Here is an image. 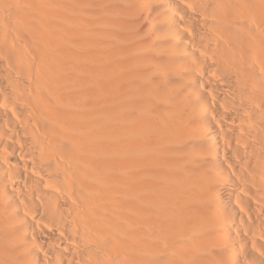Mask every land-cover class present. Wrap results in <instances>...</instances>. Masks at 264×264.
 Here are the masks:
<instances>
[{
  "label": "bare ground",
  "instance_id": "obj_1",
  "mask_svg": "<svg viewBox=\"0 0 264 264\" xmlns=\"http://www.w3.org/2000/svg\"><path fill=\"white\" fill-rule=\"evenodd\" d=\"M0 264H264V0H0Z\"/></svg>",
  "mask_w": 264,
  "mask_h": 264
}]
</instances>
